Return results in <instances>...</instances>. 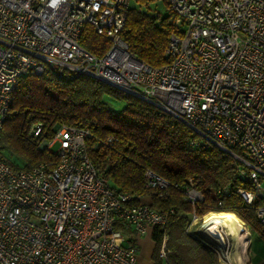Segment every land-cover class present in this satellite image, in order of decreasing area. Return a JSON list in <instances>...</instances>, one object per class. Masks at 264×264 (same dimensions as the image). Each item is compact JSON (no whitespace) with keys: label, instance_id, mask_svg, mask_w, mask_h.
I'll use <instances>...</instances> for the list:
<instances>
[{"label":"built area","instance_id":"1","mask_svg":"<svg viewBox=\"0 0 264 264\" xmlns=\"http://www.w3.org/2000/svg\"><path fill=\"white\" fill-rule=\"evenodd\" d=\"M130 2L0 0V130L20 77L46 67L89 76L182 121L194 134L189 148L212 146L238 163L236 176L251 185L238 190L245 205L263 198L264 0H165L171 32L158 67L121 39ZM85 26L109 41L102 55L80 46ZM43 134L41 122L29 129L35 139ZM91 138L88 129L61 125L38 145L53 160L15 170L0 159V264H139L136 240L164 227L171 210L114 191L88 157ZM96 142L109 146L112 138ZM143 176L160 195L169 186L151 170ZM183 195L192 206L202 200L191 185ZM212 214L193 210L189 220L200 223L220 260L224 253L203 228ZM255 215L264 227V205Z\"/></svg>","mask_w":264,"mask_h":264},{"label":"trees","instance_id":"2","mask_svg":"<svg viewBox=\"0 0 264 264\" xmlns=\"http://www.w3.org/2000/svg\"><path fill=\"white\" fill-rule=\"evenodd\" d=\"M131 1L134 4L128 7L121 39L137 59L161 66L167 62L164 51L171 32L170 16L142 8L154 0ZM79 44L100 56L109 41L85 26ZM37 122L42 123L44 134L35 139L29 129ZM57 125L90 131L92 138L85 144L88 157L114 191L130 194L133 203L146 198L153 209L171 210L164 227L151 229L153 264H217V253L206 239L186 230L193 210L198 217L210 212L230 213L249 226L259 249L253 259L259 264L264 253V227L255 212L264 205V197L245 205L238 190L250 191L251 185L248 179L236 176L238 163L212 146L189 148L194 134L182 121L100 80L69 76L66 71L59 75L46 67L41 74L30 72L17 80L10 111L0 130V159L15 170L53 160L38 145L52 136ZM108 136L112 138L109 146H95L97 140ZM3 152L14 160L6 159ZM145 170L169 183L162 195L145 187ZM189 185L202 195L194 206L183 198ZM164 236L163 260L159 249ZM130 242H135L134 237Z\"/></svg>","mask_w":264,"mask_h":264},{"label":"rangeland","instance_id":"3","mask_svg":"<svg viewBox=\"0 0 264 264\" xmlns=\"http://www.w3.org/2000/svg\"><path fill=\"white\" fill-rule=\"evenodd\" d=\"M130 4L133 5L134 2L131 1ZM142 8L146 10L148 9L151 12H156L162 17L168 15L165 0H160V1L154 0L152 2H148L145 6H142ZM55 148L56 146L52 147V150H55ZM2 154L6 159H9L12 161L14 160V158L11 157L8 152H3ZM262 183L264 184V179H262ZM236 219L238 221L236 220L235 222L234 220L233 221L231 220L232 223L230 222L231 224H229V229L231 230L233 235H231V238L227 239L226 244H225L226 248L229 249V251L231 250L230 252L233 258L231 260V263L232 264H256L254 262L253 255L257 253L259 249L256 248V243H254L255 242L254 239H256L255 236H253L254 232H253V235H251V230H249L248 228L245 229L237 217ZM199 224H200L199 222L192 223L189 220L186 230L188 229L191 231L193 230L194 232L201 235L202 233L200 231ZM245 235L249 236V238H246ZM211 242L215 244L217 243L221 251L225 253L224 247L220 245L218 241L213 242V240H211ZM152 247L153 245L150 242L141 246V249L139 250V254H138V261L140 264H150L151 263L150 254L152 251ZM225 260H226V256L224 254L223 257L221 256L220 260L217 259V264H223ZM259 261L261 262V263L259 262V264H264V253L260 257ZM162 264H166V263L163 262Z\"/></svg>","mask_w":264,"mask_h":264},{"label":"bare ground","instance_id":"4","mask_svg":"<svg viewBox=\"0 0 264 264\" xmlns=\"http://www.w3.org/2000/svg\"><path fill=\"white\" fill-rule=\"evenodd\" d=\"M207 220V223L203 225L204 231L210 237L215 238V240H217L219 244L224 247L226 260L223 264H232L231 260L233 258L230 252L231 250L229 251V249L226 248L225 244L227 239L231 238V235H233V233L229 229V224L232 223L231 220H234L236 222V217L230 213H217L210 215Z\"/></svg>","mask_w":264,"mask_h":264},{"label":"crops","instance_id":"5","mask_svg":"<svg viewBox=\"0 0 264 264\" xmlns=\"http://www.w3.org/2000/svg\"><path fill=\"white\" fill-rule=\"evenodd\" d=\"M147 200H148V199H146V198H142V199H141L142 202L148 204V201H147ZM151 229H152V228H147L145 234H143L142 236H140V237L136 240V243H137V245H138L139 250L141 249V246H142V245H145V244L148 243V242L152 243V245H153V242L151 241V238H150ZM152 250H153V247H152ZM151 253H152V251H151ZM150 256H151V254H150ZM150 260H151V259H150ZM139 264H140V263H139ZM150 264H153L152 261H151Z\"/></svg>","mask_w":264,"mask_h":264},{"label":"water","instance_id":"6","mask_svg":"<svg viewBox=\"0 0 264 264\" xmlns=\"http://www.w3.org/2000/svg\"><path fill=\"white\" fill-rule=\"evenodd\" d=\"M58 128V125L54 127V131Z\"/></svg>","mask_w":264,"mask_h":264}]
</instances>
